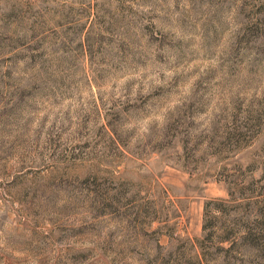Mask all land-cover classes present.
Masks as SVG:
<instances>
[{
  "label": "rangeland",
  "instance_id": "1",
  "mask_svg": "<svg viewBox=\"0 0 264 264\" xmlns=\"http://www.w3.org/2000/svg\"><path fill=\"white\" fill-rule=\"evenodd\" d=\"M204 215L264 264V0H0V264H225Z\"/></svg>",
  "mask_w": 264,
  "mask_h": 264
},
{
  "label": "trees",
  "instance_id": "2",
  "mask_svg": "<svg viewBox=\"0 0 264 264\" xmlns=\"http://www.w3.org/2000/svg\"><path fill=\"white\" fill-rule=\"evenodd\" d=\"M212 203H207L205 205V210L207 213V208L211 205ZM205 213V215H206ZM205 215H204V224L202 226V232H203V239L201 241V247L202 249L207 248V246L213 245V244H229V247L226 250H222L224 251V258L222 260V263L226 262L225 264H230L231 262V258L229 257V253L232 249L236 248V241H233V239L231 237H222V236H218L217 240L216 239V232H215V226L211 225L209 227H207V223H205ZM264 225V224H263ZM242 230H244L243 234L244 237H242V245L244 246V248H250L251 246L253 247V252H257L259 254V257H261L262 262L264 263V234L262 235H258V236H253L252 237V228L249 227H244ZM261 230V229H260ZM222 248V247H221Z\"/></svg>",
  "mask_w": 264,
  "mask_h": 264
}]
</instances>
